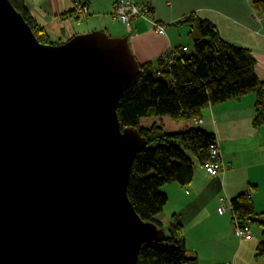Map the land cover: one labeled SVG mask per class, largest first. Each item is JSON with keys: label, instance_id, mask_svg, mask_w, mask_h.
<instances>
[{"label": "water", "instance_id": "95a60500", "mask_svg": "<svg viewBox=\"0 0 264 264\" xmlns=\"http://www.w3.org/2000/svg\"><path fill=\"white\" fill-rule=\"evenodd\" d=\"M138 73L127 38L42 45L0 0V264H137L163 242L127 196L147 142L116 110Z\"/></svg>", "mask_w": 264, "mask_h": 264}, {"label": "crops", "instance_id": "0c3cea01", "mask_svg": "<svg viewBox=\"0 0 264 264\" xmlns=\"http://www.w3.org/2000/svg\"><path fill=\"white\" fill-rule=\"evenodd\" d=\"M132 1L149 10L153 23L144 18L132 19L130 32L114 18L117 0H87L85 25H76L72 0H26V8L54 43L63 44L95 31L112 38H127L139 66L163 60L169 63V57L176 51L189 49V29L179 23L193 13L212 24L222 40L250 51L256 61V75L264 83V10L254 5V1L264 0ZM153 24L163 27V33L159 34ZM125 31L127 36H122ZM254 104L255 96L248 94L210 105L202 112V124L195 125L214 134L225 165L223 172L210 176L197 164L188 186L162 187L161 192L168 199L158 216L162 228L170 223L172 216H178L186 249L192 245L191 255L197 259L196 264H264V259L255 257L256 245L264 240L260 228L253 225L256 230L253 233L250 227L251 239H239L234 234L231 213L219 211L221 200L226 206L238 195L250 193L255 211L264 213V126L256 129L252 125ZM176 124V127L168 126L177 129L172 131H181L193 125L192 121ZM205 245L229 246L214 252Z\"/></svg>", "mask_w": 264, "mask_h": 264}, {"label": "trees", "instance_id": "16d2710c", "mask_svg": "<svg viewBox=\"0 0 264 264\" xmlns=\"http://www.w3.org/2000/svg\"><path fill=\"white\" fill-rule=\"evenodd\" d=\"M9 2L40 44H62L52 42L35 23L26 8V0ZM254 5L264 10V2L254 1ZM179 24L189 29L190 52L184 48L171 55L169 63L163 60L140 65L138 75L126 87L116 110L121 130L135 128L147 142L134 158L127 185L128 199L144 222L160 229L158 216L168 200L161 188L169 184L188 186L195 165L204 169L206 163L213 161L210 150L218 147L214 134L206 130L190 127L164 133L161 123L142 127L143 119L168 117L175 123L192 121L199 125L195 120L202 121V112L210 105L253 94L252 125L256 129L264 126V83L256 75L253 54L222 40L212 24L193 13ZM230 206L239 226L250 231V227L257 225L264 237V213L255 211L250 193L238 195ZM255 257L264 259V240L256 245ZM196 261L187 256L182 226L174 215L163 242L143 246L137 264H196Z\"/></svg>", "mask_w": 264, "mask_h": 264}, {"label": "built area", "instance_id": "2783aa9c", "mask_svg": "<svg viewBox=\"0 0 264 264\" xmlns=\"http://www.w3.org/2000/svg\"><path fill=\"white\" fill-rule=\"evenodd\" d=\"M72 6H73V18L77 25H81L86 18H88V5L87 0H72ZM114 18L124 25L127 28V31H131V21L132 19L136 18H144L145 20L153 23V21L149 18V10L147 8H140L138 7L132 0H117L115 8H114ZM153 26L156 28V31L159 34L163 33V27L157 26L153 24ZM186 50V49H183ZM203 121L195 120L196 124H202ZM211 158L213 161L208 162L204 165V169L206 173L210 176H217L221 172L224 171L225 165L222 162V159L219 157L218 149L212 148L210 150ZM220 172L218 173V171ZM222 205L219 208V211L221 213L225 212H232L230 204H227L224 206L223 203H225L223 200H221ZM234 218V234L239 239H250V231L248 228H244L238 225V222L236 220V216L232 213L231 214Z\"/></svg>", "mask_w": 264, "mask_h": 264}, {"label": "rangeland", "instance_id": "374dc122", "mask_svg": "<svg viewBox=\"0 0 264 264\" xmlns=\"http://www.w3.org/2000/svg\"><path fill=\"white\" fill-rule=\"evenodd\" d=\"M86 22H87V20H85L81 25H85L86 24ZM118 24H120V23H118ZM77 25V24H76ZM122 30H123V28H122ZM122 32H124V31H122ZM128 34V33H127ZM122 36H127L126 35V31H125V34H123ZM123 38V37H122ZM190 50H191V48L189 47V52H190ZM155 77H158V75L157 74H155L154 75ZM164 80H166L165 78H164ZM160 119H162V120H160ZM162 122L164 123V126H163V130H164V133H172V132H177V131H172V130H177V129H170V127L172 126V127H176V123L175 122H172L168 117H157V118H149V119H143L142 121H141V126L142 127H148V126H151L153 123H156V124H162ZM169 123V124H168ZM170 127H169V126ZM192 127H196L194 124L192 125ZM197 128H200V129H203V130H205L204 129V127L203 126H198ZM161 191H162V188H161ZM167 209V208H166ZM167 211L168 210H166V213H167ZM230 213V212H229ZM159 216H160V214H159ZM166 220H168V219H166ZM167 227H168V225H167V223H165L164 225H163V230H164V232L166 233V235H167ZM256 230V228H253V226H252V231H253V233H254V231ZM191 246L192 245H188L187 246V256L188 257H190V258H193V255H191V254H193L194 252H193V250H192V248H191ZM222 246H226V247H228L229 245H222ZM222 246H220V245H205V246H203V247H209V248H212L213 249V251L214 252H217L218 250H219V247H222ZM209 253V252H208ZM205 256H206V254H204Z\"/></svg>", "mask_w": 264, "mask_h": 264}, {"label": "bare ground", "instance_id": "6f19581e", "mask_svg": "<svg viewBox=\"0 0 264 264\" xmlns=\"http://www.w3.org/2000/svg\"><path fill=\"white\" fill-rule=\"evenodd\" d=\"M220 172V170L218 171V173Z\"/></svg>", "mask_w": 264, "mask_h": 264}]
</instances>
